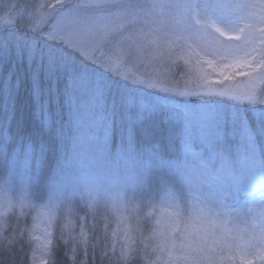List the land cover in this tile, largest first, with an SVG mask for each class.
I'll list each match as a JSON object with an SVG mask.
<instances>
[{"label": "snow or ice", "instance_id": "obj_1", "mask_svg": "<svg viewBox=\"0 0 264 264\" xmlns=\"http://www.w3.org/2000/svg\"><path fill=\"white\" fill-rule=\"evenodd\" d=\"M19 7L0 15V249L54 264L59 239L75 261L78 200L125 225L109 264H264V0H41L22 28ZM151 60L192 66V87L123 70ZM25 83L39 123L13 129Z\"/></svg>", "mask_w": 264, "mask_h": 264}, {"label": "rangeland", "instance_id": "obj_2", "mask_svg": "<svg viewBox=\"0 0 264 264\" xmlns=\"http://www.w3.org/2000/svg\"><path fill=\"white\" fill-rule=\"evenodd\" d=\"M41 0H0V15L6 14V8L5 5H9L10 3H17L20 5V7L16 10V12L13 13V16L17 18L18 25L22 28L25 22L27 21L28 17L25 14V10L23 5L24 4H39ZM28 11H31L29 9ZM22 17V18H21ZM125 72L132 76H141L145 74H151L153 77L160 75L163 78H165L166 82L169 84V86L178 88V89H183L185 87H192V82L195 80L197 76L196 70L190 66V65H185L182 60L175 61L172 63L160 61V60H151L145 63H140V62H132L126 65L123 69ZM213 80L219 79L217 75H213L211 77ZM236 83L232 84L231 87L233 88H243L246 84V78L244 76H236L235 77ZM2 80H0L1 82ZM17 96V95H16ZM165 103H169V101H164ZM174 103L175 101H171ZM5 103V100H4ZM191 103L195 104L197 103V100L195 98H192ZM55 106H53L54 109ZM3 115V113H1ZM0 115V116H2ZM67 117L65 116V119ZM164 127V126H162ZM83 133H84V138L85 142H91V138L94 136L98 139L103 138V129H92L90 130L88 127V118H85V124L83 128ZM120 141V121L117 119L115 127L113 131L110 133V143L115 145L118 144ZM256 197L258 198L260 193L256 192ZM76 208V211L79 216H85L86 217V236L84 237V240L87 241V244L85 245L83 241L80 243V247L77 251V255L75 258V261L72 259L71 253L69 252V249L73 247V243L69 242L68 244H65L62 240L55 239L54 243L56 244V249L54 252V264L55 262L57 264H87L89 263V256L90 254L93 253L92 248H97L101 245L107 246L108 250L111 251V246L113 242V236L110 235V239L107 241V238L103 235L101 236V231L102 228L104 227L103 224L109 218L105 217L104 215H109L111 216L110 211H106L104 208H100L98 211L93 213L92 211H89L88 209H85L82 204L79 203L77 200V203L73 205ZM114 218V225H116V239H117V251H119V248L121 246V243L124 241L125 237V225L120 223L118 221V218L112 214ZM250 219V216L248 217ZM72 219L76 222L77 227L75 228V231L71 233V235L76 236L79 239V220L78 217L74 216ZM31 216L28 217V223L31 224ZM63 223V222H61ZM129 223V222H128ZM45 223L42 219L37 221V228L33 232V236H38L41 238L39 242H35L33 246L39 247V244L43 241V228L45 227ZM115 227V226H114ZM110 232V234H112ZM60 230L59 228L56 229L55 231V236L59 237ZM131 235V233H130ZM67 238V234H66ZM85 246L87 247V257L85 258L84 255V248ZM19 252L20 248L18 249ZM29 252V255L27 257V262L25 264H31V255H30V250L27 249ZM18 252V253H19ZM17 253V254H18ZM112 255V253L110 252ZM39 257V253L37 254ZM23 257V256H22ZM21 258V257H20Z\"/></svg>", "mask_w": 264, "mask_h": 264}, {"label": "trees", "instance_id": "obj_3", "mask_svg": "<svg viewBox=\"0 0 264 264\" xmlns=\"http://www.w3.org/2000/svg\"><path fill=\"white\" fill-rule=\"evenodd\" d=\"M6 74V70H5ZM3 87V82H0V89ZM5 103H4V97L2 92H0V115L1 113H4ZM36 111V103L32 96L30 95V85L25 83L23 84L18 91V94L15 98V118L12 121L13 129L16 126V123L23 122L26 127L31 130L32 128L36 127L38 125V120L34 117L33 113ZM56 163V153L51 152L49 154V159L47 163L48 168H53ZM144 212H147L148 209H143ZM105 217L109 218L107 220V223L105 222L103 224V228L101 231V236H105L107 238V241L110 239V232L116 230V225H114V218L109 215H104ZM129 223H132L129 221ZM105 225H107V228H105ZM115 226V227H114ZM147 234V233H145ZM97 248H92L93 253L90 254L89 263L87 264H109V257L112 255L110 254V250H108V257H103L101 253V248H103L105 245H97ZM20 246L14 245L7 249H0V264H25L27 262V257L24 256L23 252H19ZM27 251V248L25 249ZM19 252V253H18ZM28 252V251H27ZM18 253V254H17ZM23 256V257H22ZM21 257V258H20ZM55 264H57L55 262Z\"/></svg>", "mask_w": 264, "mask_h": 264}]
</instances>
